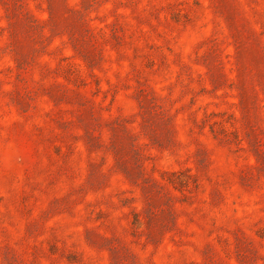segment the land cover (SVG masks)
<instances>
[{
	"label": "rangeland",
	"instance_id": "374dc122",
	"mask_svg": "<svg viewBox=\"0 0 264 264\" xmlns=\"http://www.w3.org/2000/svg\"><path fill=\"white\" fill-rule=\"evenodd\" d=\"M0 264H264V0H0Z\"/></svg>",
	"mask_w": 264,
	"mask_h": 264
},
{
	"label": "trees",
	"instance_id": "16d2710c",
	"mask_svg": "<svg viewBox=\"0 0 264 264\" xmlns=\"http://www.w3.org/2000/svg\"><path fill=\"white\" fill-rule=\"evenodd\" d=\"M193 182V181H192ZM182 186H184V185H182Z\"/></svg>",
	"mask_w": 264,
	"mask_h": 264
}]
</instances>
